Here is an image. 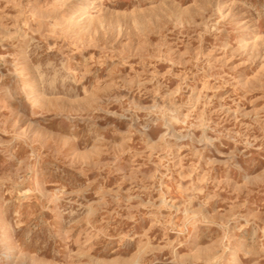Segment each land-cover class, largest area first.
<instances>
[{"label":"rangeland","instance_id":"374dc122","mask_svg":"<svg viewBox=\"0 0 264 264\" xmlns=\"http://www.w3.org/2000/svg\"><path fill=\"white\" fill-rule=\"evenodd\" d=\"M0 264H264V0H0Z\"/></svg>","mask_w":264,"mask_h":264}]
</instances>
